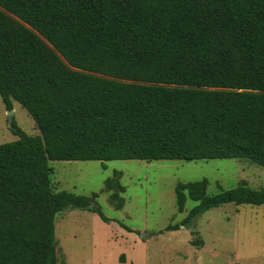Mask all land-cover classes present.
Listing matches in <instances>:
<instances>
[{
    "label": "trees",
    "instance_id": "16d2710c",
    "mask_svg": "<svg viewBox=\"0 0 264 264\" xmlns=\"http://www.w3.org/2000/svg\"><path fill=\"white\" fill-rule=\"evenodd\" d=\"M0 100L39 132L12 121L17 140L0 145V264H56L58 213L113 221L94 197L53 192L50 162L264 169V0H0ZM207 187H175L178 213L197 205L165 232L227 204L264 205V188Z\"/></svg>",
    "mask_w": 264,
    "mask_h": 264
},
{
    "label": "rangeland",
    "instance_id": "374dc122",
    "mask_svg": "<svg viewBox=\"0 0 264 264\" xmlns=\"http://www.w3.org/2000/svg\"><path fill=\"white\" fill-rule=\"evenodd\" d=\"M11 112L22 132L39 135L19 104ZM8 119L0 100V145L17 140ZM49 167L53 192L94 197L93 205L113 221L105 224L80 210L58 213L56 264H264V205L227 204L204 212L187 228L164 231L180 224L197 205L186 201L183 212H177L178 184L206 179L208 195L240 183L260 190L263 168L243 160L50 162Z\"/></svg>",
    "mask_w": 264,
    "mask_h": 264
},
{
    "label": "water",
    "instance_id": "95a60500",
    "mask_svg": "<svg viewBox=\"0 0 264 264\" xmlns=\"http://www.w3.org/2000/svg\"><path fill=\"white\" fill-rule=\"evenodd\" d=\"M11 115H12V112L11 111H9V125H10V123L12 122V120H11ZM145 235L143 234L141 237H144Z\"/></svg>",
    "mask_w": 264,
    "mask_h": 264
},
{
    "label": "crops",
    "instance_id": "0c3cea01",
    "mask_svg": "<svg viewBox=\"0 0 264 264\" xmlns=\"http://www.w3.org/2000/svg\"><path fill=\"white\" fill-rule=\"evenodd\" d=\"M14 103H15V102H13V104H14ZM13 104H12V105H13Z\"/></svg>",
    "mask_w": 264,
    "mask_h": 264
}]
</instances>
